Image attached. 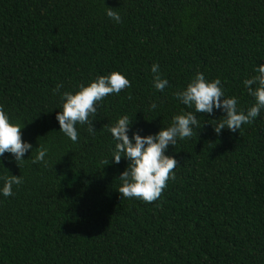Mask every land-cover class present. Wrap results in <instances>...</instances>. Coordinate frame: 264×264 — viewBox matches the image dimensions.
<instances>
[{
    "label": "trees",
    "instance_id": "obj_1",
    "mask_svg": "<svg viewBox=\"0 0 264 264\" xmlns=\"http://www.w3.org/2000/svg\"><path fill=\"white\" fill-rule=\"evenodd\" d=\"M261 64L264 0H0V105L32 144L19 165L0 157V178L23 177L10 197L0 179V264H264V109L218 135L222 109L196 114L174 95L199 71L246 113L243 82ZM113 71L131 87L99 102L94 134L77 124L73 142L61 93ZM188 111L200 128L165 152L175 179L155 202L122 198L130 161L114 162L109 129L127 115L130 137L154 135ZM39 146L46 163L33 164Z\"/></svg>",
    "mask_w": 264,
    "mask_h": 264
},
{
    "label": "clouds",
    "instance_id": "obj_2",
    "mask_svg": "<svg viewBox=\"0 0 264 264\" xmlns=\"http://www.w3.org/2000/svg\"><path fill=\"white\" fill-rule=\"evenodd\" d=\"M109 18L119 23L121 16L112 8L106 10ZM154 74V87L163 91L168 86V80L160 75L159 65L153 64L151 68ZM256 75L244 80V85L250 96L255 98V103L248 108L247 112L238 110V98L225 97L222 82L219 78L208 81L203 72H197L186 88L177 91L174 95L188 108H194L197 113H213L215 109H222L226 113L222 119L211 123L214 132L220 134L227 127L232 132L240 131L242 125L252 123L260 116L264 109V64L255 69ZM62 85L54 89L59 92ZM131 87V81L119 71H113L110 75H101L85 86L80 84L75 93L65 91L61 93L63 100L62 111L57 113L60 131L73 142H78L77 124L88 125V132L94 134L95 126L90 117L97 115V104L102 102L110 94H119L122 90ZM223 98V99H222ZM153 102L151 107L156 108ZM193 111L179 114L173 117L171 126L161 129L154 135L142 136L139 132L129 136L132 124L127 115L119 118L118 122L109 131L115 139L113 152L114 162L119 164L122 157H126L130 163L127 169L119 176L122 186L118 188L122 198H135L152 203L157 201L170 179H175V168L178 161L175 157L166 155L169 145L176 146L177 139L183 140L193 136V129L200 128V122ZM195 126V127H194ZM22 127L10 121L9 116L0 105V157L11 153L19 165L24 160L25 153L32 148V144L22 139ZM241 134V132H240ZM134 138V143H133ZM37 154L32 157V163H46L45 157L48 149L39 146ZM112 162V161H111ZM109 163L105 162V165ZM2 193L5 197L13 195V186L23 183L22 176H6Z\"/></svg>",
    "mask_w": 264,
    "mask_h": 264
}]
</instances>
